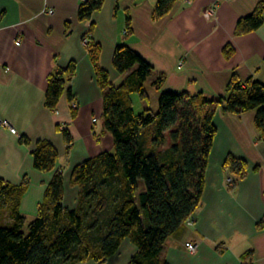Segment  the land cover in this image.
I'll list each match as a JSON object with an SVG mask.
<instances>
[{
    "label": "crops",
    "instance_id": "0c3cea01",
    "mask_svg": "<svg viewBox=\"0 0 264 264\" xmlns=\"http://www.w3.org/2000/svg\"><path fill=\"white\" fill-rule=\"evenodd\" d=\"M157 1L103 0L91 18L81 20L82 0H0V179L20 184L27 178L23 215L37 216L59 170L64 176L63 205L75 208L80 188L71 183L74 167L114 151L113 135L103 117L105 89L97 81L85 38L100 44V65L116 86L128 75L113 64L119 44L128 45L152 66L145 88L148 80L157 86L161 79L157 86L161 93H202L214 99L226 95L235 73L242 80L264 81V22L256 30L235 32L238 20L264 0H175L162 16L155 15ZM229 44L234 50L226 55ZM71 62L76 70L67 88L73 100L65 92L56 109H51L46 105L49 77ZM138 97L148 100L149 94L147 99ZM73 101L77 110L71 109ZM255 117L256 110L238 114L222 106L217 109V133L201 206L193 224L187 222L167 239L162 264H264V134ZM23 135L30 143L21 141ZM40 139L51 141L59 152L51 171L34 166L32 151ZM229 155L245 158L249 164L246 176L233 188L228 178L236 174L224 166ZM187 242L197 244V250L190 252ZM137 251V245L125 238L105 262L77 264H129Z\"/></svg>",
    "mask_w": 264,
    "mask_h": 264
},
{
    "label": "trees",
    "instance_id": "16d2710c",
    "mask_svg": "<svg viewBox=\"0 0 264 264\" xmlns=\"http://www.w3.org/2000/svg\"><path fill=\"white\" fill-rule=\"evenodd\" d=\"M174 2L158 0L155 15L168 13ZM102 4L103 0L82 2L79 19L91 18ZM263 22L261 1L253 12L238 20L235 32L256 30ZM131 31V17L127 15V32ZM87 49L97 81L105 89L103 117L113 135L114 151H104L74 167L71 183L80 191L73 209L63 205L64 176L57 171L28 231L21 212L27 178L20 184L1 178L0 215L8 214L11 221L0 224V264L102 263L118 252L125 238L138 247L129 264H162L167 239L190 219H196L201 206L209 154L217 133V109L222 106L238 114L256 110L255 124L264 134V81L253 77L242 80L235 73L225 96L210 99L202 93L163 91L156 112L147 108L136 113L131 95L148 98L145 82L152 66L128 45H117L113 64L119 73L128 75L116 86L100 65V44L88 39ZM233 50L229 44L225 54ZM75 70V62H71L51 73L46 92L49 108L56 109L65 92L73 100L67 83ZM160 83L161 79L155 82L158 87ZM62 132L70 145L68 129ZM21 141L30 143L26 135ZM32 153L38 170L55 168L59 152L51 141L38 140ZM224 166L236 174L232 188L249 168L245 158L234 155L228 156ZM140 179L145 183L143 191H139Z\"/></svg>",
    "mask_w": 264,
    "mask_h": 264
},
{
    "label": "rangeland",
    "instance_id": "374dc122",
    "mask_svg": "<svg viewBox=\"0 0 264 264\" xmlns=\"http://www.w3.org/2000/svg\"><path fill=\"white\" fill-rule=\"evenodd\" d=\"M146 88H147V91L149 94L148 100H141L138 97V95H136V94L133 96L134 109H135L136 113H139L148 107L152 108L154 111H157L159 108V98L161 95L160 89L157 86L153 85L150 80L147 81ZM139 186H140L139 191H143L145 189L144 180H142V179L139 180ZM24 216H26V220H27L25 230L28 231L29 223L32 222L36 217L31 216V215H24ZM7 219L8 218L5 214H1L0 215V224L9 223Z\"/></svg>",
    "mask_w": 264,
    "mask_h": 264
},
{
    "label": "built area",
    "instance_id": "2783aa9c",
    "mask_svg": "<svg viewBox=\"0 0 264 264\" xmlns=\"http://www.w3.org/2000/svg\"><path fill=\"white\" fill-rule=\"evenodd\" d=\"M84 1H87V0H82V2H84ZM215 9H214V7H211L210 9H209V11L210 12H213ZM47 12H49V13H54V9H49ZM18 43H19V41H18ZM88 43V39L87 38H85L84 39V44H87ZM181 65H182V63H181ZM71 109L72 110H77L78 109V103L76 102V101H73L72 103H71ZM5 123V122H4ZM5 124H7V123H5ZM63 126H65L66 127V125H63ZM64 127V128H65ZM13 131H15L14 129H12ZM228 182H233V179L232 178H228ZM193 222H194V219H190L189 221H188V223L189 224H193ZM186 247H187V249L190 251V252H195L196 250H197V244H194V243H192V242H187L186 243Z\"/></svg>",
    "mask_w": 264,
    "mask_h": 264
}]
</instances>
